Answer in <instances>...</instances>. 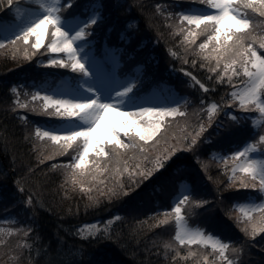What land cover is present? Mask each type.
<instances>
[{
	"label": "snow or ice",
	"instance_id": "6c2138e0",
	"mask_svg": "<svg viewBox=\"0 0 264 264\" xmlns=\"http://www.w3.org/2000/svg\"><path fill=\"white\" fill-rule=\"evenodd\" d=\"M6 7L15 9L16 19L0 21V49H11L13 58L20 55L28 61L43 56L47 67L70 69L76 74L62 75L56 81L33 80L28 87L34 91L25 93L30 96L27 101L20 99L24 85H13L10 94L15 96L14 112L27 109L47 118L36 125L35 137L51 146L53 155L46 159L70 157L68 163L54 167L67 169L65 184L88 196L85 212L102 200L109 205L123 203L145 181L160 175L161 187L168 186L165 198L172 197L174 206L162 213L154 211L149 219L158 220L154 227L166 226L174 219V241L165 242L164 249L174 250L178 257L181 249L187 248V260L198 255L192 246L210 247L212 253L203 255L197 264H243L242 259L229 257V250L242 255V249L231 247L230 239L216 234L222 226L216 212L218 209L238 227L242 225L246 236L264 233V54L258 50H264V34H258L264 33V21L257 24L254 19V14L264 17V0H171L168 5H156L165 20L172 21L168 23L174 29L172 35L183 37L179 41L183 56L171 48L169 55L192 68L199 63L208 71L207 80L213 82L209 87L181 66L178 70L188 78V86L198 85L200 97H205L218 85L227 84L230 99L222 96L220 102L189 100L175 90L144 92L146 77L139 70L141 65L121 71L123 47L105 46L101 55L96 54L91 37L101 24L127 42L126 27L118 14L123 0H80L79 5L77 0H30L27 5L7 0ZM128 55L131 58V53ZM38 62L43 65V60ZM169 68L177 70L172 64ZM190 104L195 105L191 114ZM190 115L196 119L190 120ZM221 115L228 119L227 124ZM177 118H185L179 134L170 131ZM22 119L29 122L27 116ZM240 136H244L242 146L237 144V150L227 157L214 151L228 150ZM204 152L208 161L201 158ZM189 153L199 169L183 159ZM218 155L229 183L223 192L212 194L206 190L201 171L207 176L210 161ZM12 187L9 192L7 185L0 184V201L14 199L18 193L22 210L34 220L40 201L33 199L31 190L24 196L21 178L13 180ZM241 189L254 192L241 198L236 194ZM129 211L138 214L143 208L136 202ZM198 214L213 231L190 225V219ZM161 215L163 219H159ZM121 219L117 214L106 221L85 223L74 235L84 241L112 240L111 226ZM25 227L0 229V234L6 231L27 236L34 231L33 225ZM115 239L119 242V237ZM82 251L77 249L73 255L80 256ZM210 255L216 258L210 259ZM67 264L100 262L69 260Z\"/></svg>",
	"mask_w": 264,
	"mask_h": 264
},
{
	"label": "trees",
	"instance_id": "16d2710c",
	"mask_svg": "<svg viewBox=\"0 0 264 264\" xmlns=\"http://www.w3.org/2000/svg\"><path fill=\"white\" fill-rule=\"evenodd\" d=\"M18 1L24 2V0H16ZM6 3L7 0L0 2V18L14 15L6 7ZM79 3L80 0H77V5ZM123 3L124 7L118 10V14L121 23L126 27L124 36L127 42L122 41L117 32H110L101 24L95 28L91 37L95 42L94 48L98 56L101 55L105 46L123 47L121 71L141 65L139 70L146 77L142 85L144 92L156 88L161 90L162 94L165 90H175L189 100L211 98L220 102L222 96L225 100L230 99L228 93L231 88L227 84L218 85L205 97H200L198 85L195 88L189 87L188 78L179 72V67L183 66L209 87L213 83L207 80L208 71L206 68L201 69L199 63L196 68H192L190 64L182 65L181 59L169 55L168 49L171 48L183 56V49L179 44L183 37L172 35L174 29L168 27V23L172 21H166L165 16L157 11L156 5H168L171 0H123ZM196 6L205 7L204 5ZM184 7H192V5L185 4ZM248 11L251 12V10ZM254 19L257 24L264 21V17H259L258 14H254ZM258 50L264 54V50ZM45 51L46 48L41 49V52ZM189 59H196V57L190 56ZM39 60H43V65L38 62ZM169 64L177 70L173 72ZM62 75L76 74L71 73L70 69L47 67V59L43 56L38 55L33 57L32 61H28L20 55L13 58L11 49H0V184L7 185L11 192L13 180L19 177L23 180L24 196H28L31 190L35 194L33 199L40 201L36 207L34 220H29L28 213L22 210V205L19 203L22 197L18 193L14 199H9L7 202L0 201V217H8L0 219V229L34 226V231L27 236L22 233L8 234L6 231L0 234V239L4 240V243L0 244V264H67L69 260L84 262L91 260L98 261L100 264H197V261L202 260L203 255L211 254L210 247L205 249L202 246H192V251L197 252L198 255L195 259L188 257L185 260L184 257L188 255L187 248H182L178 257L174 250L164 249L165 242L174 241L175 221L173 219L166 226L154 227L158 220L149 219L154 211L162 213L174 206L172 197L165 198L164 193L168 190V186L161 187L160 175L151 178V182L145 181L131 197L124 198L123 203L114 202L109 205L107 201L102 200L98 207L89 208L85 212V205L89 203L88 196L78 188L73 190L71 184H65L67 169L54 167L55 164L68 163L70 157L46 159L47 156L53 155L51 146L35 137L36 125L47 118L27 109H17L14 112L15 96L10 94V88L13 85H24L20 90V99L30 100V96L25 93L34 91L28 87L33 80L56 81ZM193 107L195 105H189L190 114ZM230 110L234 113L239 111L238 109ZM24 116L28 117L29 122L22 119ZM220 118L226 124L229 122L223 115ZM184 119L177 118L170 131L179 134V125L183 124ZM189 119L196 118L190 115ZM209 131L211 132V129ZM243 140L244 136H240L228 150L215 149L214 151L227 157L231 151L237 150V144L242 146ZM201 158L208 161V153H202ZM183 159L195 165L197 169L200 168L190 153ZM41 161L44 162L41 163ZM201 176L204 178L206 190L212 194L217 190L223 192L225 185L229 183L219 155L215 160L210 161L208 175L205 176L201 171ZM217 181L220 183L218 184ZM178 191L179 185L176 187V192ZM230 191L236 192V189ZM252 192L254 190L241 189L236 194L242 198ZM175 194L173 192L172 195ZM136 202H139L143 208V211L138 214L129 211V206ZM117 214L122 219L111 226L114 237L112 240L84 241L74 235L76 229L85 223L106 221ZM216 215L222 221V226L216 229V234L226 241L230 239L231 247L242 249V255L234 254L229 250V257L234 260L242 259L243 264H264V233H258L255 237L246 236L241 231L242 225L238 227L232 219L218 209ZM159 219H163V215ZM189 223L193 227L198 225L206 228L207 231H213L199 214L191 218ZM115 237H119V242ZM22 241L23 244H21ZM77 249L83 250L82 255H73ZM173 257L176 259L173 260ZM215 258L210 255V259Z\"/></svg>",
	"mask_w": 264,
	"mask_h": 264
},
{
	"label": "rangeland",
	"instance_id": "374dc122",
	"mask_svg": "<svg viewBox=\"0 0 264 264\" xmlns=\"http://www.w3.org/2000/svg\"><path fill=\"white\" fill-rule=\"evenodd\" d=\"M30 2V0H24V2L23 3H26V4H22V3H19V4H22V5H27L28 3ZM34 7V6H33ZM10 12H11V14H14L12 17H6V18H4L3 20H0V21H8V20H14V19H16V15H15V9L13 8V9H11L10 10ZM258 34H260V33H258ZM14 38V37H13ZM34 39V38H33ZM126 110V109H125Z\"/></svg>",
	"mask_w": 264,
	"mask_h": 264
}]
</instances>
